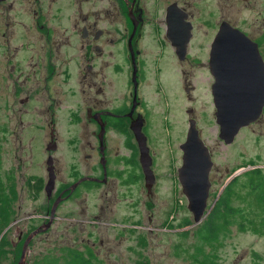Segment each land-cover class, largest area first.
Instances as JSON below:
<instances>
[{"label":"rangeland","instance_id":"1","mask_svg":"<svg viewBox=\"0 0 264 264\" xmlns=\"http://www.w3.org/2000/svg\"><path fill=\"white\" fill-rule=\"evenodd\" d=\"M12 1L14 6L9 11L11 19L8 23H12L13 29L18 22L27 25L29 39L38 33L33 26V9H40L53 27L59 23L56 20L58 17L66 18L72 14L73 8L72 0H60L59 4L51 6H48L49 0H37L35 3L32 0ZM188 2V9L198 16L202 24L198 28L199 37L188 49L187 65L178 57L175 59L168 49L157 50L144 44L141 47L145 51L141 54L145 77L141 96L150 114L147 146L155 176L150 191H147L142 176L138 193L134 196L113 195L110 192L105 196L107 185H100L93 187L84 199L66 202L55 214L56 218L52 219L50 226L30 239L20 264H31L43 257L58 258L62 263L75 251L88 257L92 264H264V204L259 201L264 189V171L260 168L262 177L252 172L253 181L261 178L263 181L260 188L249 193L241 185L245 183L244 171L236 174L235 180L229 183L222 197L232 194L238 185L239 190L229 196V204L237 212L221 229L217 239L211 242L198 238L196 229L199 224H180L185 219H190L192 224L193 221L177 172L182 162L180 145L185 142L190 118L196 121L195 126L213 160L209 174L208 210L213 208L219 191L229 182L232 173L226 171L227 168L231 169L241 162L244 164L250 155L253 162L259 158L256 163L264 164V110L257 122L241 128L233 142L225 145L218 137L219 126L211 93L213 77L203 63H196L199 59L205 61L207 53L206 48L204 53L197 47H205L212 40L217 30L215 23L222 20L255 41L264 60V0ZM99 7V3H89L84 8L91 10ZM5 8L0 7V15ZM2 21L3 15L0 16V46L12 47L17 37L1 33ZM108 21L109 28H112L115 21L110 17ZM152 41L160 45L158 39ZM2 68L3 62L0 63V70ZM5 121L3 95L0 97V190L14 191L15 197L11 203L12 219L3 229L0 225V234H4L0 241V264H17L26 237L39 224L50 219L54 190L48 199L44 191L47 181V135L40 130H32L25 133L19 142L14 134L10 136ZM70 135L76 136L81 146L91 139L80 132L57 133V149L52 155L59 171L68 168L70 162V157L62 153L67 151L66 143ZM121 139L122 136L115 132L107 134L108 143ZM85 151L82 148L75 152L77 164L84 165ZM80 170L86 174L85 166ZM74 206L77 207L75 211ZM66 207L72 211L65 214ZM30 215L34 216L28 218ZM64 216L66 219H62ZM117 224L120 225L113 226ZM19 234H22L20 241L17 240ZM86 238L89 239L88 244L85 243Z\"/></svg>","mask_w":264,"mask_h":264},{"label":"flooded vegetation","instance_id":"2","mask_svg":"<svg viewBox=\"0 0 264 264\" xmlns=\"http://www.w3.org/2000/svg\"><path fill=\"white\" fill-rule=\"evenodd\" d=\"M59 1L49 0L48 6L57 5ZM72 2V14L66 18L58 17L56 20L59 23L53 27L40 9H33V26L38 33L29 39L27 25L18 22L13 29L12 23H8L14 1L0 0V7H6L0 15H3L1 33L17 37L18 41L12 47L0 46V63L3 62L0 70V97L4 95L5 122L10 136L14 134L19 142L25 133L40 130L49 139L46 144L56 147L55 150L45 152L47 158L49 155L53 158L55 189L52 197L53 202L56 201L54 218L66 202L84 199L93 187L107 185L105 196L109 192L128 197L138 193L136 191L139 190L143 172L131 125L134 120L141 121V130L147 139L150 128L149 110L141 96L145 79L141 61V54L145 52L141 49L142 44L146 47L154 46L157 50L168 49L175 59L177 51L184 46L186 54L181 61L187 65L188 49L199 37L198 28L202 24L198 16L188 9V0ZM89 3H99L100 7L87 10L84 7ZM109 17L115 21L112 28H109ZM66 20L68 23H64ZM222 21L215 23L217 30ZM217 30L205 47H197L204 53V48L207 49L205 61L199 59L195 62L203 63L209 74V53ZM154 38L158 39L160 45L153 44ZM62 131L69 134L80 132L91 139L81 146L77 137L70 135L66 143L67 151H62L70 157V162L68 168L59 171L52 153L57 149V133ZM111 131L121 135V141L108 143L107 134ZM82 148L86 150L83 153L84 165L74 160L75 152ZM250 156L244 164L241 162L226 169L232 173L228 180L245 172V183L241 185H244L246 193L260 188L263 181L262 178L257 181L251 179L253 171L261 176L259 171H264V164L256 163L259 158L253 162ZM84 166L85 175L80 170ZM84 177L96 180L83 179L72 188L74 183ZM83 183L91 184L87 186ZM121 187L125 189L121 190ZM238 187L232 194L239 190ZM223 188L218 198L224 192ZM8 192L10 196L13 195V191ZM259 201L264 204V189ZM76 208L74 206L73 210ZM71 211V208L66 207L64 213ZM85 243H89L88 238Z\"/></svg>","mask_w":264,"mask_h":264},{"label":"water","instance_id":"3","mask_svg":"<svg viewBox=\"0 0 264 264\" xmlns=\"http://www.w3.org/2000/svg\"><path fill=\"white\" fill-rule=\"evenodd\" d=\"M179 60H184L186 48L177 51ZM209 69L214 82L211 85L215 119L219 126L218 137L225 144H231L239 130L255 122L264 107V60L258 44L240 29L227 21H222L211 43ZM190 111V110H188ZM185 142L182 150L181 166L178 168V180L187 199V208L192 214V225L201 223L209 212L207 200L211 187L209 174L213 160L209 148L201 139L193 118L189 119ZM142 122L134 120L131 129L139 150V160L144 176L145 186L150 190L155 182L151 169L152 157L147 146L146 135L142 132ZM55 150V146H46ZM47 181L44 191L50 197L55 187L53 158L46 159ZM84 177L72 185L74 188ZM71 188V189H72ZM56 201L53 203L48 222L38 226L24 240L21 257H25L30 239L48 228L54 219ZM1 236V234H0Z\"/></svg>","mask_w":264,"mask_h":264},{"label":"trees","instance_id":"4","mask_svg":"<svg viewBox=\"0 0 264 264\" xmlns=\"http://www.w3.org/2000/svg\"><path fill=\"white\" fill-rule=\"evenodd\" d=\"M233 180L235 179L232 178L224 186L223 188L224 191L227 189L229 183ZM229 196L230 195L222 197L221 195L220 198H217L215 205L213 206L211 210H209L207 218L201 224L199 223V225L197 226L196 234L201 241H204V242L215 241L218 235L220 234L221 229L226 227L230 217H232V215L235 212H237L230 206ZM13 197H15L14 191H13V196H10L8 189L0 190V225H1V228L2 227L4 228L5 225H7L8 222L12 219L11 203H12ZM180 224L181 225L183 224L184 226H189V225H192V222L190 219H185ZM186 232L187 230L184 231V234ZM3 235L1 236L0 241L4 237ZM31 264H92V263L88 257H84L81 253L75 251L73 256H71L69 259L65 260L62 263L59 262L58 258L43 257L41 259L34 260Z\"/></svg>","mask_w":264,"mask_h":264}]
</instances>
